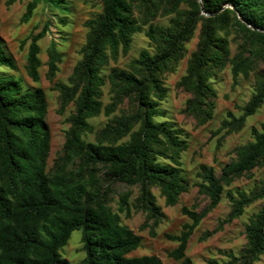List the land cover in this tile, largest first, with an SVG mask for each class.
Masks as SVG:
<instances>
[{
    "label": "trees",
    "instance_id": "1",
    "mask_svg": "<svg viewBox=\"0 0 264 264\" xmlns=\"http://www.w3.org/2000/svg\"><path fill=\"white\" fill-rule=\"evenodd\" d=\"M17 0H9L12 4ZM69 0H35L24 15L28 21L38 3L44 2L64 18ZM99 0L100 13L85 23L88 29L82 58L75 65L67 84L57 83L60 113L73 105L70 128L60 157L49 169L51 136L46 124L47 96L42 88L26 89L22 80L6 70H17L15 58L0 38V264H70L61 254L72 233L83 231L81 264H164L154 255L130 256L142 246V237L123 223L132 210L146 214L150 233L161 223L164 213L154 190L167 207L176 206L188 192L182 171V154L189 144L161 108L168 89L166 73L173 71L186 55L188 43L199 30V41L192 53L179 87L190 95L184 109L201 124L213 119L219 73L228 66L234 84L239 77L254 76L253 94L240 107L237 118L225 120L223 129L241 130L248 117L264 105V0ZM223 9V10H222ZM61 14V15H60ZM242 17L244 22L239 18ZM158 17H170L168 25H154ZM145 31L151 49H143L127 69L104 67L120 55H127L136 33ZM50 30V21L33 38L26 70L40 82L38 41ZM234 47V50H233ZM49 79L53 81L60 60L55 43L50 51ZM110 84L111 102L103 105V87ZM121 111L120 115H114ZM104 113L113 116L97 132L92 118ZM236 158L220 175L212 167L201 166L202 194L209 204L201 211L183 208L191 219L169 253L176 264H194L186 256L189 241L200 225L222 201L225 187L242 177H251L264 166V125L254 131V141L235 150ZM130 189L119 194L118 209L112 207L113 187ZM138 188L132 201L131 188ZM231 211L219 226L241 217L245 210L264 200L262 186L251 193H227ZM209 234L208 236H210ZM247 244L238 256L230 254L231 264H254L264 254V205L246 225ZM205 240V239H202ZM210 264H217L210 261Z\"/></svg>",
    "mask_w": 264,
    "mask_h": 264
},
{
    "label": "rangeland",
    "instance_id": "2",
    "mask_svg": "<svg viewBox=\"0 0 264 264\" xmlns=\"http://www.w3.org/2000/svg\"><path fill=\"white\" fill-rule=\"evenodd\" d=\"M8 1L0 0V38L4 41L8 53L15 58L17 70H6V72L21 79L26 89L42 88L47 96L46 124L51 136V150L48 160L50 169L62 153L66 132L70 128L68 119L74 111V106L70 105L63 113H60L59 92L54 87L57 83L67 84L69 82L75 65L82 58L80 50L85 44L88 31L85 23L94 19L100 13L101 8L99 0H69V12L64 14L67 23L64 25L60 21L63 16H59V11L48 8L44 2H39L31 18L24 21L23 18L29 3L35 0H17L12 4H9ZM169 20L170 17H158L152 24L168 25ZM49 21V32L38 41L41 80L35 83L26 70L30 46L33 38L41 33ZM147 29L148 26H145L143 32L135 34L130 52L127 55L121 54L117 61L111 60L104 67V74H108L113 68L127 69L131 61L136 59L143 49L152 50L150 41L145 34ZM198 41L199 30L186 43L187 53L183 59L173 71L165 74L163 80L168 93L161 104V108L166 111L170 120L178 128L184 130L188 140L189 147L182 154L181 159V168L188 185V192L181 196L176 206L167 207L159 191L154 190L157 203L164 213L161 223L155 230V236L150 233L149 223L145 227L147 223L146 214L134 210H132L130 218H126L122 214L123 223L142 237V246L130 255L132 257L154 255L162 259L164 264H176L177 262L169 257V253L178 246V242L171 240L168 236L179 235L183 226L192 222L183 213V208L201 212L209 204V199L200 190V185L203 182L201 166L212 167L217 175H220L223 167L236 158V148L254 141V131L261 132L262 125H264L263 105L255 115L247 118L245 126L241 130L228 132V129L222 128L225 120H231L229 112L237 118L242 115L240 107L246 105L250 100L255 81L254 76L249 79L239 77L238 84H234L229 66L219 73L218 79L214 83L217 98L213 119L201 124L196 118L185 113L184 109L190 95L184 92L178 84L187 72L189 59L195 51ZM52 43H55L56 50L60 54L53 81L48 76ZM111 97L110 84L107 82L106 86L103 87V105L110 103ZM120 114L121 111H117L114 115ZM112 117L102 113L100 116L92 118L90 123L94 127V132L86 135V139L95 141L97 132L103 129ZM263 180L264 166H261L255 169L251 177L239 178L230 186L225 187L222 201L201 221L189 241L186 256L194 264H210V261H215L217 264H231L230 254L235 256L240 254L247 244L246 225L260 211L264 205V200L255 202L245 210L241 217L229 224H224L219 229L231 211V202L227 193L237 195V192L245 191L249 194L255 187L262 186ZM113 189L115 194L111 205L114 210H117L119 194L127 192L130 188L125 184L117 183ZM131 190L132 201H134L138 196V188L132 187ZM209 234L211 235L208 236ZM82 237V230L74 231L67 245L61 249L62 256L70 264H81L86 257V253L82 251ZM254 264H264V254Z\"/></svg>",
    "mask_w": 264,
    "mask_h": 264
},
{
    "label": "water",
    "instance_id": "3",
    "mask_svg": "<svg viewBox=\"0 0 264 264\" xmlns=\"http://www.w3.org/2000/svg\"><path fill=\"white\" fill-rule=\"evenodd\" d=\"M200 4H201V7H202L203 14H204L205 16H212V14H208V13H206V12L203 10V5H202L201 0H200ZM222 10H223V9H222ZM239 18L244 22V20L242 19L241 16H239Z\"/></svg>",
    "mask_w": 264,
    "mask_h": 264
}]
</instances>
